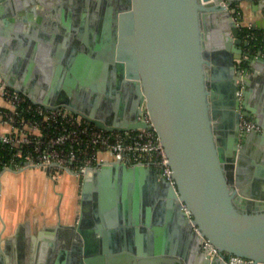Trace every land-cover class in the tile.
I'll return each instance as SVG.
<instances>
[{
    "label": "water",
    "instance_id": "water-1",
    "mask_svg": "<svg viewBox=\"0 0 264 264\" xmlns=\"http://www.w3.org/2000/svg\"><path fill=\"white\" fill-rule=\"evenodd\" d=\"M234 1L112 0L100 49L80 53L79 66L65 55L56 65L52 55L38 69L24 57L25 70L48 81L53 66L61 69L43 96L26 85L27 71L16 82L7 72L17 69L3 67L7 83L34 103L64 106L106 130L155 128L168 154L175 185L145 165L88 167L69 227L80 257L70 252L69 264H227L201 251L186 209L221 252L264 262V55L240 36ZM39 2L0 0V20H31ZM143 105L151 124L139 119ZM243 116L258 128L242 129ZM91 245L98 255L81 256Z\"/></svg>",
    "mask_w": 264,
    "mask_h": 264
},
{
    "label": "crops",
    "instance_id": "crops-1",
    "mask_svg": "<svg viewBox=\"0 0 264 264\" xmlns=\"http://www.w3.org/2000/svg\"><path fill=\"white\" fill-rule=\"evenodd\" d=\"M41 2L36 4L38 12L31 20L23 19L25 14L7 15L4 16L6 21L0 20V85L4 83L11 87L2 71L9 64L17 69V72L12 68V72H7L14 76L16 82L22 81V76L26 74V85L43 96L41 89L47 79L41 71L25 70L24 57H34L38 69L52 55L58 57L54 62L56 65L60 63L59 55H65L75 57L72 66H79L80 53H87L90 48L95 51L100 49L98 37H102L103 14L105 6L112 0H91L88 5L84 4V0ZM234 7L242 10L246 24L264 29V0H235L231 6L233 12ZM82 42L88 44L84 43L83 48ZM18 61H22V65L19 66ZM60 71L53 66L47 81L57 83ZM0 106L12 107L1 93ZM9 130L10 124L0 120V133ZM261 148L254 144L249 149L254 152ZM80 187V176L69 171L55 173L28 167L2 172L0 264H69L72 261L70 252L74 255L73 259H78V251H73L77 243L76 235L69 227L75 225L79 217ZM86 255L94 259L98 255L97 247L91 245L89 252L81 256ZM113 264H131V261H114ZM145 264L165 263L149 261Z\"/></svg>",
    "mask_w": 264,
    "mask_h": 264
},
{
    "label": "built area",
    "instance_id": "built-area-1",
    "mask_svg": "<svg viewBox=\"0 0 264 264\" xmlns=\"http://www.w3.org/2000/svg\"><path fill=\"white\" fill-rule=\"evenodd\" d=\"M239 15L240 12H234L241 29ZM261 35L264 38V29ZM255 52L264 55V47ZM0 93L12 105L11 108L0 106V120L10 124L9 131L0 133V145L11 149L9 158L4 160L0 157V175L6 170L38 167L55 173L71 170L81 177L90 166L99 167L120 161L129 166L152 167L175 185L168 154L155 128L106 130L64 106L47 109L31 100L28 103L26 94L4 83L0 85ZM139 119L152 123L145 105ZM241 127L244 130L258 128L245 116L242 117ZM186 212L199 237L201 251L206 256L218 258L227 264H264L221 252L202 234L193 222L190 211L186 209Z\"/></svg>",
    "mask_w": 264,
    "mask_h": 264
},
{
    "label": "trees",
    "instance_id": "trees-1",
    "mask_svg": "<svg viewBox=\"0 0 264 264\" xmlns=\"http://www.w3.org/2000/svg\"><path fill=\"white\" fill-rule=\"evenodd\" d=\"M236 12H240V20L241 22V29H240V36L243 39L250 40L249 47L255 52L257 49L264 47V38L261 35L263 32V29H254L253 26L248 27V25L243 21V12L240 8L234 7ZM252 35H256L255 37H252ZM258 37V38H257ZM28 103H30V99H27ZM11 154V149L4 148L2 145H0V157H2L4 160L9 158ZM1 166V165H0Z\"/></svg>",
    "mask_w": 264,
    "mask_h": 264
},
{
    "label": "bare ground",
    "instance_id": "bare-ground-1",
    "mask_svg": "<svg viewBox=\"0 0 264 264\" xmlns=\"http://www.w3.org/2000/svg\"><path fill=\"white\" fill-rule=\"evenodd\" d=\"M262 263H264V262H262Z\"/></svg>",
    "mask_w": 264,
    "mask_h": 264
}]
</instances>
